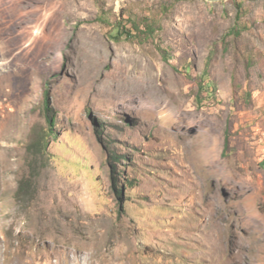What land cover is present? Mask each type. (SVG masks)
<instances>
[{
	"label": "rangeland",
	"instance_id": "rangeland-1",
	"mask_svg": "<svg viewBox=\"0 0 264 264\" xmlns=\"http://www.w3.org/2000/svg\"><path fill=\"white\" fill-rule=\"evenodd\" d=\"M28 262L264 264V0H0V264Z\"/></svg>",
	"mask_w": 264,
	"mask_h": 264
},
{
	"label": "trees",
	"instance_id": "trees-1",
	"mask_svg": "<svg viewBox=\"0 0 264 264\" xmlns=\"http://www.w3.org/2000/svg\"><path fill=\"white\" fill-rule=\"evenodd\" d=\"M147 26V25H146ZM138 29V28H135ZM147 31L145 34H152L153 33V25H148L147 27ZM127 32V36L132 37L133 34L130 30L126 31ZM120 34V33H119ZM43 111H44V116H45V120L47 123V132L45 134H37L35 136H32L31 141L29 143V146L27 148H29V152L30 153H35L34 154V159L37 161V156L39 155L41 158H44L45 156H48V151L46 150V144L48 142H45V137L47 135L51 136L52 132L54 133L55 131V127H56V112L50 107L49 105V101H48V95L47 92H45L44 94V99H43ZM56 138V137H55ZM34 161V162H36ZM32 170V169H31ZM111 180H112V188L115 190V192L117 193V195L119 196V198H121L122 195V189L117 187V177L118 175H115V171L112 170L111 171ZM30 176H32V173H30ZM25 188H26V182L24 180L20 181L19 184V190L17 192V197H21L24 193H25Z\"/></svg>",
	"mask_w": 264,
	"mask_h": 264
},
{
	"label": "water",
	"instance_id": "water-1",
	"mask_svg": "<svg viewBox=\"0 0 264 264\" xmlns=\"http://www.w3.org/2000/svg\"><path fill=\"white\" fill-rule=\"evenodd\" d=\"M208 1H218V0H208Z\"/></svg>",
	"mask_w": 264,
	"mask_h": 264
},
{
	"label": "bare ground",
	"instance_id": "bare-ground-1",
	"mask_svg": "<svg viewBox=\"0 0 264 264\" xmlns=\"http://www.w3.org/2000/svg\"><path fill=\"white\" fill-rule=\"evenodd\" d=\"M27 264H32L31 262H28Z\"/></svg>",
	"mask_w": 264,
	"mask_h": 264
}]
</instances>
